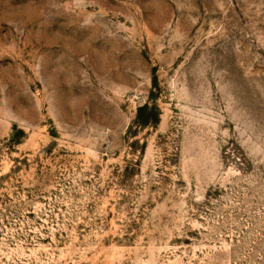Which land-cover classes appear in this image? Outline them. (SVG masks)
I'll return each mask as SVG.
<instances>
[{
	"label": "rangeland",
	"instance_id": "rangeland-1",
	"mask_svg": "<svg viewBox=\"0 0 264 264\" xmlns=\"http://www.w3.org/2000/svg\"><path fill=\"white\" fill-rule=\"evenodd\" d=\"M0 264H264V0H0Z\"/></svg>",
	"mask_w": 264,
	"mask_h": 264
}]
</instances>
